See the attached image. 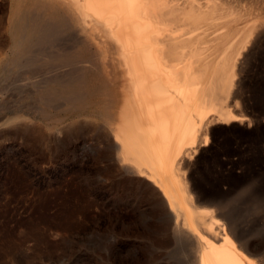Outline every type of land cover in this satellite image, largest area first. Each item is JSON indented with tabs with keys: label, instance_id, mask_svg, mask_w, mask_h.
Returning <instances> with one entry per match:
<instances>
[{
	"label": "rangeland",
	"instance_id": "374dc122",
	"mask_svg": "<svg viewBox=\"0 0 264 264\" xmlns=\"http://www.w3.org/2000/svg\"><path fill=\"white\" fill-rule=\"evenodd\" d=\"M33 1L0 0V264H194L197 243L173 240L151 188L120 166L105 118L110 112L114 122V86L86 64L83 49L82 67L70 76L67 56L39 60L31 53L38 38L20 40L24 13L51 17ZM61 41L57 48L65 47ZM259 62L239 104L244 124L216 128L195 178L241 225L249 224L245 207L263 173L264 57ZM59 66L65 68L56 72Z\"/></svg>",
	"mask_w": 264,
	"mask_h": 264
},
{
	"label": "bare ground",
	"instance_id": "6f19581e",
	"mask_svg": "<svg viewBox=\"0 0 264 264\" xmlns=\"http://www.w3.org/2000/svg\"><path fill=\"white\" fill-rule=\"evenodd\" d=\"M34 1L49 7L51 17L46 11L24 13L20 40L38 38L31 53L39 60L67 56L70 76L86 59L79 63L83 49L84 62L114 86V122L110 112L105 118L116 156L151 188L173 240L197 243L194 264H264V152L254 201L245 205L256 238L234 211L203 195L195 180L216 128L245 122L240 101L264 57V0ZM61 38L66 45L60 49Z\"/></svg>",
	"mask_w": 264,
	"mask_h": 264
}]
</instances>
